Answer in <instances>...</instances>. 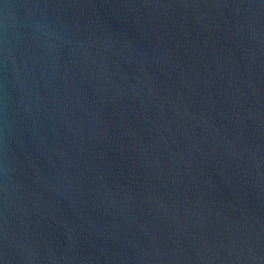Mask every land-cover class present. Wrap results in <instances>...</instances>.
Segmentation results:
<instances>
[{"label": "water", "instance_id": "1", "mask_svg": "<svg viewBox=\"0 0 264 264\" xmlns=\"http://www.w3.org/2000/svg\"><path fill=\"white\" fill-rule=\"evenodd\" d=\"M0 264H264V0H0Z\"/></svg>", "mask_w": 264, "mask_h": 264}]
</instances>
